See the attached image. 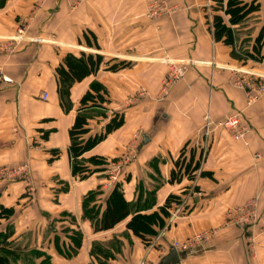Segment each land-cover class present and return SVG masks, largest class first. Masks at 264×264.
Segmentation results:
<instances>
[{"label":"crops","instance_id":"crops-1","mask_svg":"<svg viewBox=\"0 0 264 264\" xmlns=\"http://www.w3.org/2000/svg\"><path fill=\"white\" fill-rule=\"evenodd\" d=\"M167 1L179 9L149 20L143 0H59L53 23L22 33L13 1L0 6V69L12 79L0 81L6 264H264V95L248 102L235 84L241 68L259 69L239 48L249 53L264 36V0H245L254 8L232 25L220 13L232 43L213 36L215 0ZM82 54L101 60L71 82L63 104L57 68ZM164 55L192 64L166 83ZM236 111L247 144L217 125ZM77 114L86 131L73 155ZM115 186L130 211L98 229ZM210 229L213 239L163 261L173 241Z\"/></svg>","mask_w":264,"mask_h":264},{"label":"rangeland","instance_id":"rangeland-1","mask_svg":"<svg viewBox=\"0 0 264 264\" xmlns=\"http://www.w3.org/2000/svg\"><path fill=\"white\" fill-rule=\"evenodd\" d=\"M4 1L5 0H0V2H1L0 6H2L4 4ZM12 1L13 2H10L6 6H10V7H13V9H17V14H16L17 30L22 29L25 32L28 29L31 30L32 28H34V29L38 28L39 26H41V24L43 25L46 22H48L49 24L53 23L54 17L56 16L55 13H56V10L58 8L57 3L59 2V0H21L23 3H16L17 1L19 2L20 0H12ZM243 1L247 6H250V9L254 8L255 5H253V1L251 2V4L245 0H243ZM143 2H144V15L149 20H151L153 17L154 18L159 17V16H162L163 14H165L167 12H172L174 10L179 9L178 4L169 3L167 0H143ZM76 4H71V3L68 4V9L71 8L72 6H75ZM225 6H226V4L222 3L220 0H215L214 3H212L211 5L208 6L209 7L208 10L212 12V15L210 17L211 18L210 23L212 25V33H213V36L215 39H218L215 36V31H216L215 16L220 15V13H222V12H225V9H224ZM59 8H61V5L59 6ZM45 18H48V21L45 20ZM228 21H229V25L233 24L230 21V19ZM225 24L227 25V23H225ZM228 27L230 28V37H229V40H226V41H227V43H232L233 36H232V32H231V27L230 26H228ZM263 45H264V36H257L255 39V44H254L251 52L248 53V49L241 50L242 48H239L240 60L243 62H246V60H248V58H250L252 61L254 60L256 62L255 66L259 67V69H251V68H247V67L241 68V70L236 73V75H235V77L237 76L236 78H238V79L243 78V79H250V80L254 79L257 83L258 82L264 83V49L262 52L260 51V49ZM96 60L100 61L101 57L99 60L96 58ZM162 60L165 62H170L171 63L170 65L175 64L176 66H178L181 64H185V65H187V68L192 64V62L189 58H185L184 61H186V62L180 63V64H176V62H174V60L172 58L167 57L166 55H164L162 57ZM175 60L178 61V59H175ZM211 61L213 62V59ZM254 61L252 63H254ZM167 73H166V76H167ZM236 80L237 79H235V82H236ZM238 86L244 90L245 95L247 97V101H248V95L246 93V90L242 86H240V85H238ZM95 88L97 90H104V88L101 85H96ZM246 202H247V204H246V207H247V206H251L253 201H252V199H250ZM249 203H251V204H249ZM205 232H208L207 237L203 236L202 239H199L198 241H191L190 242L191 245L189 248H191L193 246H197L199 241H201V240L207 241V240L213 239L214 229H210L208 231L202 230V231H199L195 234H202Z\"/></svg>","mask_w":264,"mask_h":264},{"label":"trees","instance_id":"trees-1","mask_svg":"<svg viewBox=\"0 0 264 264\" xmlns=\"http://www.w3.org/2000/svg\"><path fill=\"white\" fill-rule=\"evenodd\" d=\"M225 13L229 15V19L232 23L237 22L242 19L244 14L250 10V6H247L243 0H227L225 6ZM215 36L216 38L224 37V40H229L230 37V28L223 22L222 17L220 15L215 16ZM96 58L99 60L100 56L96 55L95 59L91 54L85 55L82 54L79 57L73 55H67L64 60V65H60L57 68V73L59 76V85L58 92L61 98V101L65 102V99L68 95V88L73 80H79L81 77L91 70L94 62H98ZM88 64L91 68L88 67ZM89 96V92L83 96V99ZM86 123L85 116L77 114L74 120L73 125L70 128V149L74 154H77L81 148L79 145L81 140H79V136L86 131L84 124ZM81 166L77 163V161H73L72 163V172L77 173L81 172ZM81 176V175H80ZM97 192H89L87 196L83 199V208L85 213H91L92 208H88L90 200H93L95 194ZM107 207L105 208L101 218L100 225L97 226L98 229H106L112 227L117 221H119L124 215L128 214L130 211V203L126 202L121 192L115 186L110 192L107 198ZM7 211V209H4ZM92 217V216H90ZM0 264H6V258L0 255Z\"/></svg>","mask_w":264,"mask_h":264},{"label":"built area","instance_id":"built-area-1","mask_svg":"<svg viewBox=\"0 0 264 264\" xmlns=\"http://www.w3.org/2000/svg\"><path fill=\"white\" fill-rule=\"evenodd\" d=\"M22 29H19L18 32L22 33ZM187 69V65L181 64L176 66L175 64L170 65V68L168 70L167 76H166V83H173L180 77H182ZM0 81H3L4 83L11 82L12 79L2 73L0 69ZM237 85L242 86L248 95V102L255 101L258 99L261 95L264 94V83L256 82L254 79H238L235 82ZM47 94L44 92L42 94L43 98H46ZM205 119V125L209 126L210 124V116L206 114L204 116ZM217 125L223 127L225 130H227L231 136L234 139H238L243 141L245 144H247L246 134L248 132V126L244 124L241 120V113L236 111L233 113H230L226 115L223 119L217 121ZM174 204V209L172 212V215L178 214L180 211V204H176L175 202H172ZM251 204V203H249ZM208 232L202 233V234H194L192 237L187 239L185 242H179L177 240L173 241L171 243V247L175 248L177 251H186L190 247L191 241H198L199 239H202V237H207ZM138 264H145L144 261H140Z\"/></svg>","mask_w":264,"mask_h":264},{"label":"water","instance_id":"water-1","mask_svg":"<svg viewBox=\"0 0 264 264\" xmlns=\"http://www.w3.org/2000/svg\"><path fill=\"white\" fill-rule=\"evenodd\" d=\"M163 261L165 263H169V262L177 263V262H179V253H178V251L175 248H172L170 250L169 255L167 257H165L163 259Z\"/></svg>","mask_w":264,"mask_h":264}]
</instances>
